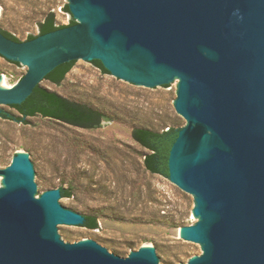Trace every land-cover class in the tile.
Returning <instances> with one entry per match:
<instances>
[{
  "label": "water",
  "instance_id": "water-1",
  "mask_svg": "<svg viewBox=\"0 0 264 264\" xmlns=\"http://www.w3.org/2000/svg\"><path fill=\"white\" fill-rule=\"evenodd\" d=\"M68 1L75 24L24 41L0 31V56L26 67L0 83V104L21 103L68 60H98L150 89L180 79L175 110L187 124L167 177L195 198L199 220L180 235L203 253L187 264H264V0ZM42 176L20 152L0 168V264L171 263L161 247L122 256L114 240L66 242L63 227L83 213L59 189L44 191Z\"/></svg>",
  "mask_w": 264,
  "mask_h": 264
},
{
  "label": "rangeland",
  "instance_id": "rangeland-1",
  "mask_svg": "<svg viewBox=\"0 0 264 264\" xmlns=\"http://www.w3.org/2000/svg\"><path fill=\"white\" fill-rule=\"evenodd\" d=\"M67 0H0V28L25 40L53 13L54 23L70 19ZM23 65L0 56V83L11 85L25 72ZM2 80V81H1ZM180 79L170 87L150 89L119 79L96 64H72L58 85L42 87L104 114L95 128H79L40 117L22 121L0 118V168L18 152L26 154L43 176L44 188L67 189L63 204L97 216L98 227H63L65 240H97L128 256L142 247L162 248L171 263L187 264L203 253L200 245L180 235L182 226L199 220L195 198L169 177L150 173L143 165L147 150L133 140L134 128L161 132L179 129L187 120L175 110ZM2 109L14 116L9 107ZM43 191V192H44Z\"/></svg>",
  "mask_w": 264,
  "mask_h": 264
},
{
  "label": "trees",
  "instance_id": "trees-1",
  "mask_svg": "<svg viewBox=\"0 0 264 264\" xmlns=\"http://www.w3.org/2000/svg\"><path fill=\"white\" fill-rule=\"evenodd\" d=\"M65 9L69 12L67 5ZM39 33H46L57 28L54 25L53 13L46 15L44 20L39 23ZM0 31L6 37L18 41V39L0 28ZM35 35H29L27 39H32ZM96 65L104 72L107 70L102 66V64L94 60ZM74 60L68 62L54 78L57 83H59L63 78L65 73L70 69ZM54 70L52 73H56ZM54 74H48L53 75ZM166 86V85H165ZM23 107L20 105H15V107H20L21 112L18 116H14L8 112H3L0 116L22 121L26 115L31 116L34 113L40 112L43 115H48L54 119L68 123L70 125H79L86 128H95L100 125V121L105 118L104 114L100 111L90 108L84 104L71 101L61 95L56 94L53 91H49L46 88L36 86L32 92L29 94ZM177 130L174 128H168L165 131L157 132L147 128H134L131 132V136L134 141H136L142 148L147 150V153L143 155V165L147 171L150 173H158L167 176V159L169 149L177 135ZM61 196H70V191L64 188L60 189ZM84 221L80 226L86 227L88 229H95L98 227L97 216L90 213L83 214Z\"/></svg>",
  "mask_w": 264,
  "mask_h": 264
},
{
  "label": "flooded vegetation",
  "instance_id": "flooded-vegetation-1",
  "mask_svg": "<svg viewBox=\"0 0 264 264\" xmlns=\"http://www.w3.org/2000/svg\"><path fill=\"white\" fill-rule=\"evenodd\" d=\"M68 4H69V1L67 0V7H68ZM69 14H70V19L68 20V22L67 23H65V24H57V23H54V25L55 26H57V28H60V27H63V26H67V25H72V24H75L77 21H79L78 19H76L70 12H69ZM56 28V29H57ZM38 34H40L39 33V26H38ZM38 34H36V35H38ZM35 35V36H36ZM28 37V36H27ZM27 37L25 38V40H29V39H27ZM18 39V38H17ZM15 41V40H14ZM18 41H24V40H19L18 39ZM3 58V57H2ZM6 60V59H5ZM7 61H9V62H11V63H13V64H16V65H19L20 63L19 62H17V61H11V60H7ZM70 61H72V60H68V61H66V62H63V63H61V64H59L58 66H56L54 69H52L48 74H54V73H52L54 70H56L57 72L53 75V77H52V75H45L42 79H41V81H43V80H45V81H47V82H49L50 84H53V85H58L59 83H57V81H56V79L54 78V76H56V74L58 73V71H60L68 62H70ZM74 61H76V60H74ZM98 61V60H97ZM89 62H92L93 64H97V63H95L94 62V60H92V61H89ZM21 65V64H20ZM68 72V71H67ZM66 72V73H67ZM108 72V71H107ZM65 73V74H66ZM109 73V72H108ZM22 77V76H21ZM20 77V78H21ZM19 78V79H20ZM18 79V80H19ZM17 80V81H18ZM16 81V82H17ZM40 81V82H41ZM40 82L36 85V86H39V87H42L41 85H40ZM14 84V83H13ZM12 85V84H11ZM2 86H5V85H2ZM7 86H10V85H7ZM35 86V87H36ZM34 87V88H35ZM33 88V89H34ZM44 88V87H43ZM48 90V89H47ZM50 91V90H49ZM54 92V91H53ZM56 93V92H55ZM57 94V93H56ZM29 96V95H28ZM27 96V97H28ZM27 97L21 102V103H19V104H11V105H5V104H0V114L1 113H3V112H6V111H4L3 109H2V106H6V107H9V108H12L18 115L20 114V112H21V109H20V107H15V105H20L21 106V108H25V107H23L24 105H22L23 103H25V100L27 99ZM34 115H38V116H40V117H44V118H47V119H51V120H55V121H58V122H62V121H59V120H57V119H54V118H52V117H50V116H48V115H43L42 113H40V112H35L34 113ZM34 115H31V116H34ZM25 117H28V115H26ZM62 123H64V122H62ZM66 124H68V123H66ZM73 126H76V127H79V128H86V127H81V126H79V125H73ZM1 177H3V176H1Z\"/></svg>",
  "mask_w": 264,
  "mask_h": 264
},
{
  "label": "bare ground",
  "instance_id": "bare-ground-1",
  "mask_svg": "<svg viewBox=\"0 0 264 264\" xmlns=\"http://www.w3.org/2000/svg\"><path fill=\"white\" fill-rule=\"evenodd\" d=\"M1 81H2V80H1ZM17 163H18V165H22V164H23L22 158H18V159H17Z\"/></svg>",
  "mask_w": 264,
  "mask_h": 264
}]
</instances>
